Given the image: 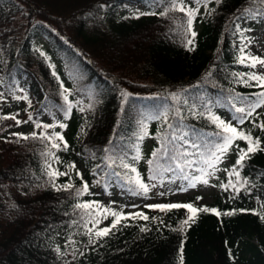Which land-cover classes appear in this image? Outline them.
<instances>
[{"label":"trees","instance_id":"1","mask_svg":"<svg viewBox=\"0 0 264 264\" xmlns=\"http://www.w3.org/2000/svg\"><path fill=\"white\" fill-rule=\"evenodd\" d=\"M172 3L0 0V89L34 99L31 120L50 125L44 135L63 137L52 148L31 134H7L11 118L0 123V264H264V132L256 126L264 124V106L243 124L233 107L244 106L235 97L255 100L254 93L264 91L248 81L251 72L239 59L240 32L254 19L244 10L264 19V2L183 0L198 8L193 45L187 16ZM223 115L260 138L262 150L236 167L237 177L231 170L248 145L235 140L212 201L196 203L194 194L180 203L220 215L201 211L184 225L191 215L184 208L137 212L147 220L118 212L126 218L109 235H94L106 228L107 217V227L115 219L105 210L146 194L137 175L165 196L167 178H195L189 168L202 171L223 135L211 117ZM154 153H163L158 172L149 163ZM48 165L66 173L55 187ZM84 184L87 192L78 195ZM77 204L95 207L85 211Z\"/></svg>","mask_w":264,"mask_h":264},{"label":"snow or ice","instance_id":"2","mask_svg":"<svg viewBox=\"0 0 264 264\" xmlns=\"http://www.w3.org/2000/svg\"><path fill=\"white\" fill-rule=\"evenodd\" d=\"M200 2H201V0H197L198 4ZM221 2H222V0H216L217 4H220ZM262 2H264V0H262ZM172 8L179 10L181 12H184L185 15L187 16L188 31L191 33V37H192L191 39H189L187 41V43L189 45H193L196 33H195V31H192V24H193L194 18L197 15L198 8L197 9L188 8L187 6H185L183 4V0H173ZM244 12H245V14L251 15L253 18H255L256 13H252L249 9H245ZM238 19H239V17H238ZM237 28L239 29V25H237ZM244 31H252V29L241 30V32H240L243 41H245V43L240 47V52L242 53L241 57L239 58L240 62L244 63L245 61H248V66H250L251 68H256L257 65L264 67V58H262L260 56L252 55L251 53H246V48L254 42V38L245 37L243 34ZM248 81H255L256 87L264 89V74H257L255 72H253V73L248 75ZM246 83H247V81H246ZM249 86H251V85H249ZM65 91H67V90H65ZM254 95L256 97L255 100H251L248 97H239V96L234 98L240 104L244 105L241 107H236L235 104H233L235 112L240 114L238 117H234V119L237 120L238 123L243 124L245 118L252 117L254 115V113H256V109L264 106V91L254 93ZM65 99H67V97H65ZM70 109H71V105L69 104L68 110H70ZM2 118L3 119L11 118V119L16 121L17 125L22 123V121L16 120L15 116L2 117ZM211 118H212L213 122L216 123L217 126L222 130L223 135L220 136L221 142L214 145L215 151L212 152L213 158L211 160L207 161L206 163H208L209 167L215 169L216 165L218 163L222 162L223 157L227 154L228 150L233 146L234 141L237 139H242L247 143L248 146L246 149H243V148L239 149L238 159L236 160V165L231 170V174L239 177V172L236 171V167L237 166L242 167L243 162L246 159L250 158L249 154L255 153L258 150H262L260 147L261 140L258 137L254 138L251 134H246L243 131H238L237 127L233 126L230 123H225L224 121L219 120V118H217L215 116H213ZM29 119H31V117H29ZM23 122L26 123L27 121H23ZM60 126L66 127V125H63V124H61ZM256 126L258 128H260V130L262 132H264V124H259ZM39 127H41V126L37 125V128H39ZM43 127L48 128V127H50V125H44ZM170 127H178V125H172ZM145 134H146V132L144 131V124H143V122H141V129H140V133H139L138 138L143 139ZM13 135H16L18 138H21V139H28L29 138L28 136H24V135L19 134V133H14ZM31 136L33 139L39 138V139L50 141L52 148H59L60 147L59 144L55 143V141L57 139L60 141H63V137L58 135V134L53 135V136L40 134L38 136L37 133L34 131L31 134ZM174 138L175 137H173V139ZM165 139H167V137H165ZM64 146L67 147V144L65 143ZM105 151L110 152L111 150L105 149ZM153 155H154V157H156V160L149 161V163L154 165L153 171L158 172L159 168L156 167V164H157L158 160L160 159V157L163 156V153H154ZM116 158L120 159V165L123 168L129 169L130 171L135 172V168H132L128 163H125L123 157H116ZM138 158H139V151L137 152V156L134 159H138ZM109 159L112 160L113 162H115V158L113 156H109ZM169 159H171V157H169ZM176 167H180V165L177 164ZM48 168L50 169L48 171V175L52 179L53 186L55 187L54 182H55L56 177H58L60 175H66V173H61V172L56 171L55 169H51V165H48ZM77 175H79V173H77ZM208 175H210L209 172L202 170V175L200 177L195 178V180L207 185L208 180L205 177ZM152 178H154V177H152ZM135 183L142 192H144V193L148 192V190H149L148 186L140 181L138 175L135 179ZM229 183L231 185V182H229ZM190 186L194 187L195 183L190 182ZM231 186L235 187V185H231ZM63 187L65 190H67V189L71 188L72 185L68 184V185H64ZM87 190H88V185L84 184L82 189L78 190L77 194L78 195L82 194L84 192H87ZM181 190H184V189H181ZM200 199H202V197H197V200H200ZM76 207L79 209H83V210L87 211L88 209H92L95 206L92 204H77ZM148 207L156 208V209H159L160 211H167V210H171V209H181V208L187 209V211L189 213H191V215L188 217L187 220L183 221L184 225H188L189 221L194 223L196 214L198 212H201V211L202 212L211 211V212L215 213L216 215H220V213L216 212L215 209H208L207 207L197 208V207H194L193 204H191V203H189V204L172 203V204H164V205H148ZM89 214L91 215V213H89ZM108 214H111L113 217H115V219H114V221L110 227L100 229L99 231H96L94 233V235L97 238H102V237L109 235L111 230L113 228H115L117 226V224L120 223L121 219L126 218L120 213H116V212L109 213L107 210H105L104 215L107 216ZM229 214L230 213H225V215H229ZM136 217H141L144 220L148 219V217L144 216L143 213H134L133 218H136ZM95 223H99V221H96ZM141 230L143 231L144 229H141ZM87 234L90 236V242H92L91 236L93 234V229H88Z\"/></svg>","mask_w":264,"mask_h":264},{"label":"rangeland","instance_id":"3","mask_svg":"<svg viewBox=\"0 0 264 264\" xmlns=\"http://www.w3.org/2000/svg\"><path fill=\"white\" fill-rule=\"evenodd\" d=\"M248 29H252V31H246V37L254 38V42L246 48V53H251L252 55L264 58V19H252L248 24ZM243 64L248 66V61H245ZM248 68L251 73L255 72L257 74H264V67H261L260 65H257L256 68H251L250 66H248ZM35 108L36 104L34 99L27 96H13L0 89V123L4 120L2 117L12 116H15L16 120L22 121L21 124L17 125L16 121L12 119V121H10L9 127L7 128V134L19 133L27 136L32 134L34 131L37 134H43L45 132L44 127L41 126L37 128L38 124L29 119V117L32 118V113ZM219 120L232 124V120L227 115L220 116ZM23 121L27 122L24 123ZM234 126L237 127L238 131H242L241 125ZM1 138L2 135H0V141ZM236 143L237 142L234 141L233 146L223 157L222 162L216 165L215 169L209 167L208 163L204 165L203 170L210 173V175L205 177L208 180L207 185L195 180V178L202 175V171L196 167H190L188 170L189 175H196V177L192 180L188 176L175 179L167 178L165 180L164 184L161 186V191L167 190L169 194L168 196L162 195L159 189L150 188L145 195L138 197L133 201H124L114 204V210L110 211V213L121 212L123 214L132 215L137 212L148 210L150 208L148 205L184 203L187 197L193 196L194 194L202 197V199L196 200V203H208L212 201L214 195L217 193L216 181L218 178V172L222 170V166L224 164H229V156ZM152 144L153 140L151 138L146 140L145 155L149 153ZM140 166L145 170L147 169V162L145 158L141 162ZM190 182H194L195 186H190ZM109 220L110 217H107L102 223V227H107L109 225Z\"/></svg>","mask_w":264,"mask_h":264}]
</instances>
